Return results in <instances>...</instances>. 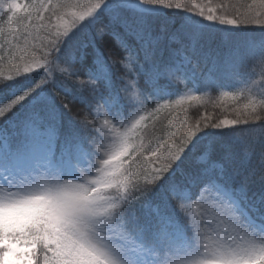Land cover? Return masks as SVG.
Segmentation results:
<instances>
[{
	"label": "snow or ice",
	"instance_id": "6c2138e0",
	"mask_svg": "<svg viewBox=\"0 0 264 264\" xmlns=\"http://www.w3.org/2000/svg\"><path fill=\"white\" fill-rule=\"evenodd\" d=\"M0 264H264V0H0Z\"/></svg>",
	"mask_w": 264,
	"mask_h": 264
},
{
	"label": "trees",
	"instance_id": "16d2710c",
	"mask_svg": "<svg viewBox=\"0 0 264 264\" xmlns=\"http://www.w3.org/2000/svg\"><path fill=\"white\" fill-rule=\"evenodd\" d=\"M248 2H250V0H248ZM197 95H200V93H197ZM226 103H228L229 105H231L232 104V100H227L226 101ZM191 104H195V102H191ZM202 111H203V109H201ZM213 111V113H215V111L216 110H212ZM177 115H179V116H181V117H183V115H184V113H181V112H179V111H177V113H176ZM188 115H192V107H191V105H189V112H188Z\"/></svg>",
	"mask_w": 264,
	"mask_h": 264
},
{
	"label": "rangeland",
	"instance_id": "374dc122",
	"mask_svg": "<svg viewBox=\"0 0 264 264\" xmlns=\"http://www.w3.org/2000/svg\"><path fill=\"white\" fill-rule=\"evenodd\" d=\"M229 100H231V99L229 98Z\"/></svg>",
	"mask_w": 264,
	"mask_h": 264
}]
</instances>
